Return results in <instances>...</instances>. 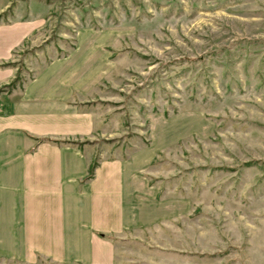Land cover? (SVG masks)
Returning <instances> with one entry per match:
<instances>
[{
  "label": "rangeland",
  "instance_id": "rangeland-1",
  "mask_svg": "<svg viewBox=\"0 0 264 264\" xmlns=\"http://www.w3.org/2000/svg\"><path fill=\"white\" fill-rule=\"evenodd\" d=\"M10 1L36 24L6 61L18 83L79 33L107 36L100 103L118 112V142L160 146L164 216L116 237V264H264V0Z\"/></svg>",
  "mask_w": 264,
  "mask_h": 264
},
{
  "label": "crops",
  "instance_id": "crops-1",
  "mask_svg": "<svg viewBox=\"0 0 264 264\" xmlns=\"http://www.w3.org/2000/svg\"><path fill=\"white\" fill-rule=\"evenodd\" d=\"M13 2L0 0V63L36 25ZM103 37L79 33L72 51L0 92V257L116 264L115 241L101 234L116 238L164 216L151 177L160 146L124 154L118 112L100 103L113 70ZM15 73L0 66V86Z\"/></svg>",
  "mask_w": 264,
  "mask_h": 264
},
{
  "label": "trees",
  "instance_id": "trees-1",
  "mask_svg": "<svg viewBox=\"0 0 264 264\" xmlns=\"http://www.w3.org/2000/svg\"><path fill=\"white\" fill-rule=\"evenodd\" d=\"M11 65H12V63H9V62H3V63H0V66H1V67H7V66H11ZM18 79H19L18 76H16V77H15L10 83H8V84H6V85H3V86H0V92H1V91H5V90H9V89L15 87V86L17 85V83H18ZM94 166H95V165H94ZM94 166H92V167L90 168V176L93 175ZM101 236H102V237H107V238L112 239V240L115 239L114 236H107V235H103V234H101Z\"/></svg>",
  "mask_w": 264,
  "mask_h": 264
}]
</instances>
